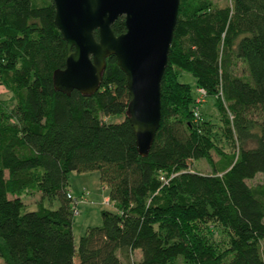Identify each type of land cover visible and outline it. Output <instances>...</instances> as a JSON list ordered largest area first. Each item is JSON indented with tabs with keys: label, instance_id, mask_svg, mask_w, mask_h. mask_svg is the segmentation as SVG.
Returning <instances> with one entry per match:
<instances>
[{
	"label": "trees",
	"instance_id": "1",
	"mask_svg": "<svg viewBox=\"0 0 264 264\" xmlns=\"http://www.w3.org/2000/svg\"><path fill=\"white\" fill-rule=\"evenodd\" d=\"M226 1L180 0L160 125L142 157L115 58L93 95L57 92L52 75L64 68L66 47L53 3L0 0V86L12 95L0 101L2 264H264V181L247 184L264 176V0ZM111 29L125 33L124 18ZM239 63L246 76L235 75ZM184 75L216 98L218 131L203 113L193 121ZM199 160L208 174L190 170ZM90 172L116 213L102 211L101 226L88 227L76 247L66 186L71 173ZM32 195L58 208L41 200L23 212L22 197Z\"/></svg>",
	"mask_w": 264,
	"mask_h": 264
},
{
	"label": "water",
	"instance_id": "2",
	"mask_svg": "<svg viewBox=\"0 0 264 264\" xmlns=\"http://www.w3.org/2000/svg\"><path fill=\"white\" fill-rule=\"evenodd\" d=\"M54 24L66 47L63 69L53 72V87L67 96H90L101 85L106 59L114 57L126 77L137 151L146 157L161 120L160 83L168 62L180 0H50ZM124 18L125 33L111 26ZM98 34V40L94 37Z\"/></svg>",
	"mask_w": 264,
	"mask_h": 264
},
{
	"label": "rangeland",
	"instance_id": "3",
	"mask_svg": "<svg viewBox=\"0 0 264 264\" xmlns=\"http://www.w3.org/2000/svg\"><path fill=\"white\" fill-rule=\"evenodd\" d=\"M43 0H36L38 6H41ZM216 5L224 6L226 5V0H213ZM236 76H246L245 67L243 64L239 63L237 70L235 71ZM182 82L187 83L191 86L193 94L195 93L196 86L194 84V79L189 75H184L181 79ZM12 95L2 86H0V101L9 102ZM204 114L205 119L210 121L216 126L215 130L218 131L220 126L219 113L216 108V98L214 96L207 95L204 99L203 105L200 107V114ZM109 124H117L123 121V116H111L107 118ZM224 150L227 153H232L233 148L225 146ZM213 158L217 160V157L213 154ZM190 170L208 174L211 169L205 162V160H199L189 163ZM264 181L263 175H257L252 181H248L249 186L261 183ZM66 191L71 195L72 208L76 209L77 214L74 213L72 217V233L74 238V245L77 247L79 238L85 233L88 227H99L102 223L101 212L107 211L110 213H116V208L112 203H108L106 198L109 195L108 188L103 185L99 180L98 172L90 173H71L68 176V182L66 186ZM42 200V202H41ZM22 202L24 203L23 212H35L38 210L40 202L47 209L55 210L58 208L57 200L52 202L48 199H41L39 195L24 196L22 197ZM213 239L215 242H220L222 240L220 233H215L214 228ZM134 260L138 261V256L134 255ZM0 264L2 261L0 260Z\"/></svg>",
	"mask_w": 264,
	"mask_h": 264
},
{
	"label": "built area",
	"instance_id": "4",
	"mask_svg": "<svg viewBox=\"0 0 264 264\" xmlns=\"http://www.w3.org/2000/svg\"><path fill=\"white\" fill-rule=\"evenodd\" d=\"M207 96L206 91L201 88L195 89V101L193 108V121L198 123L201 120L200 107L203 105L204 99ZM67 198L72 201V197L70 194L67 195ZM73 212L77 214L76 209H73Z\"/></svg>",
	"mask_w": 264,
	"mask_h": 264
},
{
	"label": "crops",
	"instance_id": "5",
	"mask_svg": "<svg viewBox=\"0 0 264 264\" xmlns=\"http://www.w3.org/2000/svg\"><path fill=\"white\" fill-rule=\"evenodd\" d=\"M106 201H108V197L106 198Z\"/></svg>",
	"mask_w": 264,
	"mask_h": 264
}]
</instances>
